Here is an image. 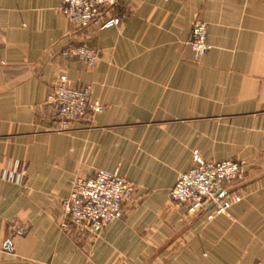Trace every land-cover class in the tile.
<instances>
[{
    "label": "crops",
    "instance_id": "obj_1",
    "mask_svg": "<svg viewBox=\"0 0 264 264\" xmlns=\"http://www.w3.org/2000/svg\"><path fill=\"white\" fill-rule=\"evenodd\" d=\"M59 3L0 0V264H264V0H120L106 29L72 28ZM197 21L211 48L195 60ZM69 44L97 64L64 57ZM61 75L103 106L70 132L49 100ZM195 151L244 163L228 213L167 209ZM98 169L134 183L124 216L63 230L73 180Z\"/></svg>",
    "mask_w": 264,
    "mask_h": 264
},
{
    "label": "built area",
    "instance_id": "obj_2",
    "mask_svg": "<svg viewBox=\"0 0 264 264\" xmlns=\"http://www.w3.org/2000/svg\"><path fill=\"white\" fill-rule=\"evenodd\" d=\"M119 1L60 0L58 11L74 29H106L119 25L124 18ZM189 44L195 60L211 48L207 42L205 22L193 24ZM61 54L87 67L95 66L99 60L98 51L86 44H69ZM91 91V84L72 86L65 75L59 77L49 100L57 106L61 130H68L72 122L84 120L89 114L103 109L101 104L90 100ZM193 158L195 165L178 174L169 198L185 204L191 213H197L214 202L208 217L226 214L241 197L233 192L216 200L217 195L226 185L244 179V163L234 160L206 161L196 151ZM134 190V183L118 170L98 169L91 176L75 177L69 195L61 201L64 213L61 228L66 231L74 229L82 235H99L107 224L123 216L125 201Z\"/></svg>",
    "mask_w": 264,
    "mask_h": 264
},
{
    "label": "rangeland",
    "instance_id": "obj_3",
    "mask_svg": "<svg viewBox=\"0 0 264 264\" xmlns=\"http://www.w3.org/2000/svg\"><path fill=\"white\" fill-rule=\"evenodd\" d=\"M85 29V28H84ZM91 114H89L87 117H89ZM87 117L85 118V119H87ZM84 119V120H85ZM54 120H58V123H59V118H58V116H57V113H55L54 114ZM73 127H74V122H72L71 123V126H70V128L68 129V130H61L60 129V123H59V131H62V132H70V131H72V129H73ZM245 178V177H244ZM241 181H243V180H241ZM241 181H238V182H241ZM234 191H232V192H230V193H233ZM235 193V192H234ZM237 194V193H236ZM134 194H132L126 201H129L130 200V198L133 196ZM171 200V199H170ZM169 200V202H168V205H167V209L169 210V211H175V209H176V204L175 203H178V202H174L173 200H171L170 201ZM126 203V202H125ZM231 208V207H230ZM202 210H200L199 212H197V213H191V212H189V210H188V207H187V212H188V214L189 215H191V216H195V215H198L200 212H201ZM229 211V210H228ZM228 213V212H227ZM124 214H125V204H124V212H123V216H124ZM216 215H219V214H216ZM216 215H212V217L211 218H209L208 217V215H207V219H212L213 217H215ZM122 216V217H123ZM121 217V218H122ZM63 218H64V213H63ZM184 243H182V242H180V241H178V240H173V241H171V242H169V246H167L168 248H170V249H172L173 251L174 250H177V249H181V247H182V245H183ZM160 245H161V243H157V245H156V248H158V247H160ZM150 263V262H149ZM151 264H153V263H151Z\"/></svg>",
    "mask_w": 264,
    "mask_h": 264
},
{
    "label": "water",
    "instance_id": "obj_4",
    "mask_svg": "<svg viewBox=\"0 0 264 264\" xmlns=\"http://www.w3.org/2000/svg\"><path fill=\"white\" fill-rule=\"evenodd\" d=\"M55 113H57V106H55ZM245 182L246 181H243V182L239 183V185H237V186H233V187H230L228 189L222 190L221 192L218 193L216 200H219L223 196H225L227 193H230V192L234 191L238 186L243 185ZM213 203L214 202L210 203L207 207L203 208L202 211L200 212V214L205 212L206 210H208L213 205Z\"/></svg>",
    "mask_w": 264,
    "mask_h": 264
}]
</instances>
